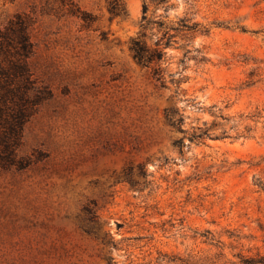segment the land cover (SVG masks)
Here are the masks:
<instances>
[{"label":"rangeland","instance_id":"rangeland-1","mask_svg":"<svg viewBox=\"0 0 264 264\" xmlns=\"http://www.w3.org/2000/svg\"><path fill=\"white\" fill-rule=\"evenodd\" d=\"M17 14L48 96L0 167V264L264 260V0H0Z\"/></svg>","mask_w":264,"mask_h":264},{"label":"trees","instance_id":"trees-1","mask_svg":"<svg viewBox=\"0 0 264 264\" xmlns=\"http://www.w3.org/2000/svg\"><path fill=\"white\" fill-rule=\"evenodd\" d=\"M154 2L166 4L168 0ZM166 9L167 7L164 11H167ZM146 10L144 6L143 13ZM33 50L30 21L25 16L17 14L0 28V167L20 165L15 160V151L20 144L23 127L48 96L45 88L37 84L30 70L29 60ZM130 52L134 61L141 67H149L163 56L158 47L151 49L140 39L131 43ZM151 74L155 81L162 82V71L157 66H153ZM164 119L172 129H177L182 122V118L171 108L164 110ZM202 136L203 134L199 138ZM173 144L181 147L182 141L175 140ZM238 258L237 264H264L263 259ZM110 261L106 264H110Z\"/></svg>","mask_w":264,"mask_h":264}]
</instances>
